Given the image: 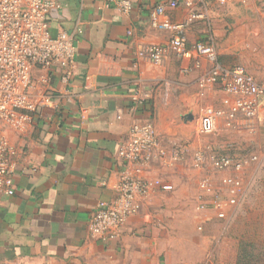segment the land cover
Returning a JSON list of instances; mask_svg holds the SVG:
<instances>
[{
  "label": "crops",
  "instance_id": "obj_1",
  "mask_svg": "<svg viewBox=\"0 0 264 264\" xmlns=\"http://www.w3.org/2000/svg\"><path fill=\"white\" fill-rule=\"evenodd\" d=\"M52 1L58 8L47 17L48 31L52 37L60 32L73 37L75 63L67 79L59 68L34 69L31 94L48 97L50 103L39 107L23 128L2 129L16 151V169L14 194L0 205V264H171L168 192L153 191L141 199L139 211L115 240L92 238L88 225L98 203L116 197L123 168L118 150L132 125L153 123L163 149L183 144L177 142L184 140L185 127L174 119L182 113L179 105L167 129L153 114L162 103L170 107L173 99L189 97L196 88L184 74L202 76L211 65L194 52L189 58L169 53L158 66L136 54L148 45L164 46L180 33L151 25L150 14L159 5L165 9L158 22L173 26L185 23L190 12L183 0L175 9L168 6L172 0H127V14L116 8L121 0ZM215 5V0H194L193 13L201 17L180 33L189 50L211 41ZM136 92L141 101L133 96ZM219 93L222 101L225 95ZM168 171L155 157L143 174L173 187Z\"/></svg>",
  "mask_w": 264,
  "mask_h": 264
},
{
  "label": "built area",
  "instance_id": "obj_2",
  "mask_svg": "<svg viewBox=\"0 0 264 264\" xmlns=\"http://www.w3.org/2000/svg\"><path fill=\"white\" fill-rule=\"evenodd\" d=\"M251 0H215L217 5H247ZM179 5L172 0L168 6L172 9ZM190 15L180 25L158 22L165 6L159 5L150 14L153 27L165 30L181 31L192 20L200 18L193 13L194 0H183ZM58 8L52 0H0V205L5 197L14 194V175L16 169V151L3 133V127L19 130L31 122L32 115L43 105L50 103L48 97L34 98L31 94V73L34 69L48 71L59 68L65 71V79L70 75L75 63V45L71 35L60 32L52 37L48 31L47 17ZM116 8L123 14L131 11V3L121 0ZM178 33L164 46L148 45L138 50L136 56L153 65H161L169 53L181 58H189L191 52L204 57L211 65L207 74L200 76L198 88L201 93L209 86H217L225 95L220 107L205 106L199 111L198 134H213L218 121L226 125L235 123L241 118L246 121L258 116L264 104V80L256 81L241 66L232 68L220 64L214 45L199 42L189 50L187 39ZM198 67V66H196ZM136 100L142 99L136 92ZM186 144H176L169 149L160 147L155 126L151 122L134 124L127 138L118 150V158L123 163L119 181L115 187L116 197L112 201L98 203L91 218L88 231L92 238L101 241L117 239L121 228L127 220L139 211V202L153 191L170 192L172 186L159 179H148L143 174L144 168L155 157L169 164L182 162L189 155ZM196 167L203 163V155L196 152L193 156ZM217 170L233 169L239 171L241 165L228 157L212 158ZM223 184L231 190L233 198L228 203L214 200L210 203L214 215L218 219L225 216V206L234 205L236 191L240 183L236 179H224ZM199 189L211 194V183L202 179ZM204 204L198 211H203Z\"/></svg>",
  "mask_w": 264,
  "mask_h": 264
},
{
  "label": "rangeland",
  "instance_id": "obj_3",
  "mask_svg": "<svg viewBox=\"0 0 264 264\" xmlns=\"http://www.w3.org/2000/svg\"><path fill=\"white\" fill-rule=\"evenodd\" d=\"M209 25L210 40L220 62L228 67L241 66L264 79V0H251L247 5H215ZM200 75L184 74L188 83L195 81L196 88L188 91L192 99L182 94L171 101L174 105L162 103L160 111L153 114V119L158 118L161 127L167 129L177 103L182 113L174 119L185 127L184 140L177 143H186L190 149L182 162L164 161L173 185L166 193L169 210L165 208L172 223L171 264L181 260L184 264H256L263 260L264 264V104L255 119L230 125L219 121L213 134L201 136L199 111L205 106L220 107L221 94L216 86L201 93ZM196 152L203 155L199 167L193 161ZM218 157L239 163L240 170H217L212 158ZM228 178L236 179L240 188L235 204L226 205L224 218L218 219L210 203H228L233 198L223 184ZM202 179L211 183V194L200 191ZM201 204L205 208L198 211Z\"/></svg>",
  "mask_w": 264,
  "mask_h": 264
},
{
  "label": "trees",
  "instance_id": "obj_4",
  "mask_svg": "<svg viewBox=\"0 0 264 264\" xmlns=\"http://www.w3.org/2000/svg\"><path fill=\"white\" fill-rule=\"evenodd\" d=\"M256 264H263V260H258V262Z\"/></svg>",
  "mask_w": 264,
  "mask_h": 264
}]
</instances>
